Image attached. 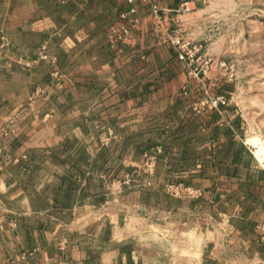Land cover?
<instances>
[{
    "label": "crops",
    "instance_id": "obj_1",
    "mask_svg": "<svg viewBox=\"0 0 264 264\" xmlns=\"http://www.w3.org/2000/svg\"><path fill=\"white\" fill-rule=\"evenodd\" d=\"M183 1L0 0V264H264V166L232 100L193 110Z\"/></svg>",
    "mask_w": 264,
    "mask_h": 264
},
{
    "label": "rangeland",
    "instance_id": "obj_2",
    "mask_svg": "<svg viewBox=\"0 0 264 264\" xmlns=\"http://www.w3.org/2000/svg\"><path fill=\"white\" fill-rule=\"evenodd\" d=\"M186 1L191 10L178 12L169 35L191 42L200 57L194 67L209 61L207 73L198 78L210 94L212 87L236 105L243 137L264 166V153L258 154L255 146L258 140L264 144V0Z\"/></svg>",
    "mask_w": 264,
    "mask_h": 264
},
{
    "label": "built area",
    "instance_id": "obj_3",
    "mask_svg": "<svg viewBox=\"0 0 264 264\" xmlns=\"http://www.w3.org/2000/svg\"><path fill=\"white\" fill-rule=\"evenodd\" d=\"M143 1H151V0H143ZM130 3L134 2V0H129ZM152 8L154 12H159V5L152 3ZM182 10L184 11H190L191 7L188 5V2H185L182 5ZM124 18H126V13L123 15ZM130 29L129 27L125 24L122 23L118 27H113L112 28V35H113V40L115 42L123 39L125 35L129 33ZM172 42L177 46L178 49V56L180 60H183L187 62L190 71L189 73L191 75L199 76L201 73L206 74L208 69H209V61H203L204 63L202 64L201 68L198 69V67H194L196 62L200 60V57H197V51L191 47V42L183 40L182 37L177 36V39L174 40L172 39ZM10 46V41L7 36L3 35L2 37V42H1V47L3 49H7ZM197 57V58H196ZM47 55L42 54L41 59H46ZM23 64H25L27 67H30L32 65L31 61H23V59L19 60ZM53 63H56V59H53ZM53 77L59 78L61 77V72L57 67H54V70L52 72ZM227 101V98L224 95H218V96H210L207 95L204 97L202 100L199 102L194 103L193 105V110L197 113H202L207 110H213V109H219L220 106ZM114 137V131L112 128H105L104 133L102 135L103 142L108 144L110 140ZM158 153L162 152V148L158 147L156 149ZM156 158H157V153H146L145 154V162H144V169L146 173L152 174L155 168V163H156ZM150 184V182H148ZM167 189L179 195L180 192V187L173 185V184H168ZM186 193L190 196L196 197L199 192L197 190H194L190 187L185 188Z\"/></svg>",
    "mask_w": 264,
    "mask_h": 264
},
{
    "label": "bare ground",
    "instance_id": "obj_4",
    "mask_svg": "<svg viewBox=\"0 0 264 264\" xmlns=\"http://www.w3.org/2000/svg\"><path fill=\"white\" fill-rule=\"evenodd\" d=\"M255 146L257 148V153L262 154L264 153V144L260 142V140L256 141Z\"/></svg>",
    "mask_w": 264,
    "mask_h": 264
}]
</instances>
